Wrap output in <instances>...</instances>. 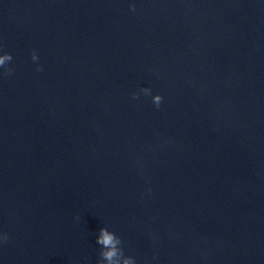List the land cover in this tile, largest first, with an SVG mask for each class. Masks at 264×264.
Returning <instances> with one entry per match:
<instances>
[{"label":"water","instance_id":"1","mask_svg":"<svg viewBox=\"0 0 264 264\" xmlns=\"http://www.w3.org/2000/svg\"><path fill=\"white\" fill-rule=\"evenodd\" d=\"M136 4L0 0L3 264H264V3Z\"/></svg>","mask_w":264,"mask_h":264},{"label":"clouds","instance_id":"2","mask_svg":"<svg viewBox=\"0 0 264 264\" xmlns=\"http://www.w3.org/2000/svg\"><path fill=\"white\" fill-rule=\"evenodd\" d=\"M261 2L264 3V0H261ZM129 7L131 10L135 11L137 7L136 0H129ZM40 59L38 50L33 48L31 51V60L35 64V70L37 72H42L44 70V66L40 63ZM13 60V54L5 51L3 44H0V76H10L15 72V68L12 66ZM142 95L150 98L151 103L157 109L161 107L165 99L161 93H154L151 87L138 88L131 93V98L133 100H138ZM75 219L79 221L80 217L76 216ZM9 239V233L0 230V246L7 243ZM95 242L100 246L97 264H138L136 256L126 253L124 238L107 225L99 228ZM0 264H3V262L0 261Z\"/></svg>","mask_w":264,"mask_h":264}]
</instances>
